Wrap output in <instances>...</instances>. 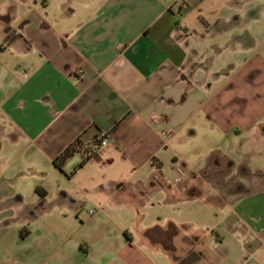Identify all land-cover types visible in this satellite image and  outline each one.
I'll list each match as a JSON object with an SVG mask.
<instances>
[{
	"label": "crops",
	"instance_id": "obj_1",
	"mask_svg": "<svg viewBox=\"0 0 264 264\" xmlns=\"http://www.w3.org/2000/svg\"><path fill=\"white\" fill-rule=\"evenodd\" d=\"M258 182L264 0H0V264H264Z\"/></svg>",
	"mask_w": 264,
	"mask_h": 264
},
{
	"label": "rangeland",
	"instance_id": "obj_2",
	"mask_svg": "<svg viewBox=\"0 0 264 264\" xmlns=\"http://www.w3.org/2000/svg\"><path fill=\"white\" fill-rule=\"evenodd\" d=\"M223 168H227V166ZM240 172H245V171H240ZM213 184L215 185V187H217L218 190L220 189L219 192L222 196L219 198V200L222 203L232 201L239 195L253 190L251 186L252 182L239 180V179L230 180V181L215 180ZM261 186H264V182H258V187ZM233 264H243V263L235 261Z\"/></svg>",
	"mask_w": 264,
	"mask_h": 264
},
{
	"label": "trees",
	"instance_id": "obj_3",
	"mask_svg": "<svg viewBox=\"0 0 264 264\" xmlns=\"http://www.w3.org/2000/svg\"><path fill=\"white\" fill-rule=\"evenodd\" d=\"M82 149V143L79 139L71 143L63 152L54 160V164L57 168L62 169L65 162L72 157L75 153L80 152ZM88 159V156L82 161L79 167Z\"/></svg>",
	"mask_w": 264,
	"mask_h": 264
},
{
	"label": "built area",
	"instance_id": "obj_4",
	"mask_svg": "<svg viewBox=\"0 0 264 264\" xmlns=\"http://www.w3.org/2000/svg\"><path fill=\"white\" fill-rule=\"evenodd\" d=\"M76 75L79 76V77H82L83 76V70H81V69L77 70L76 71ZM107 143H108V140L104 136H102L101 145L105 146V145H107ZM89 214L92 215L93 212L90 211Z\"/></svg>",
	"mask_w": 264,
	"mask_h": 264
}]
</instances>
